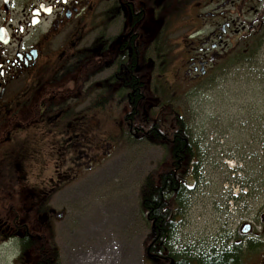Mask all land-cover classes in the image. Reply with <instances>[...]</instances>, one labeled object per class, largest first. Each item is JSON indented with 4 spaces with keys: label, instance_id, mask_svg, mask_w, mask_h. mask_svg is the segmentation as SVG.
Listing matches in <instances>:
<instances>
[{
    "label": "flooded vegetation",
    "instance_id": "flooded-vegetation-1",
    "mask_svg": "<svg viewBox=\"0 0 264 264\" xmlns=\"http://www.w3.org/2000/svg\"><path fill=\"white\" fill-rule=\"evenodd\" d=\"M263 49L264 0H0V247L13 241L23 258L42 242L28 216L43 224L33 186L45 132L75 133L69 152L81 168L111 146L106 129L94 135L110 112L121 132L125 123L135 137L168 139L162 118L140 111L171 103L164 90L199 84L231 54L255 58ZM156 53H167L166 65L184 53L176 78L161 86ZM257 220L259 228L247 224V241L259 243L264 264V206Z\"/></svg>",
    "mask_w": 264,
    "mask_h": 264
},
{
    "label": "rangeland",
    "instance_id": "rangeland-1",
    "mask_svg": "<svg viewBox=\"0 0 264 264\" xmlns=\"http://www.w3.org/2000/svg\"><path fill=\"white\" fill-rule=\"evenodd\" d=\"M156 55L154 74L161 86L176 78L184 53L168 55V65L163 64L167 53ZM230 56L199 84H173L180 88L164 90L170 110L183 116L196 150L190 166L184 163V207L168 245L174 254L200 257L236 242L241 246L239 264H259L261 248L247 241V224L254 221L259 228L257 214L264 206V49L249 62L238 53ZM163 108L158 100L146 106L151 113ZM160 116V132L170 136L173 124L168 126L165 111ZM117 124L112 112L103 115L95 140L104 138L106 129L111 146L93 167L87 163L81 168L80 159H72L75 133L45 132L42 179L33 186L40 193L43 224L33 211L28 216L40 226L42 242L34 243L23 258L13 241L1 246L0 264H33L43 247L46 255L50 248L56 251L52 264H170L149 258L152 229L140 200L149 174L176 171L169 162L170 140L135 137L125 123L122 132Z\"/></svg>",
    "mask_w": 264,
    "mask_h": 264
},
{
    "label": "trees",
    "instance_id": "trees-1",
    "mask_svg": "<svg viewBox=\"0 0 264 264\" xmlns=\"http://www.w3.org/2000/svg\"><path fill=\"white\" fill-rule=\"evenodd\" d=\"M239 57L242 60L253 59V53H244L240 51ZM231 57V56H230ZM233 59V58H231ZM230 59V60H231ZM168 102V104H166ZM97 107H101V104H97ZM163 109L158 112L149 114L154 115L158 119L161 118L162 113L165 111L166 116L169 117V122H172V126L168 127L171 131L169 137L170 141V164L175 166L176 171L168 168L158 174L153 172L148 175L145 179L143 185L140 187V200L143 213L146 217V221L152 229V241L149 243L150 252L155 255V259L163 262L174 260V264H239V250L241 246L238 243L235 244L234 249L229 251L227 248L214 249L211 251L210 255L203 254L202 256H191L187 254H174L168 245V239L173 235L177 219L183 212V201L182 193L185 187V178L182 180L181 174L184 172V163L190 166L196 155L195 145L192 142L191 135L188 126L180 113L170 110V103L168 99H165V104ZM167 107V108H165ZM141 117L146 118L145 113H151L149 110L140 111ZM163 118L160 119L162 123ZM157 126H160L157 125ZM162 126V125H161ZM154 141L167 142V139H163L159 135H154ZM264 151V149H263ZM186 159V161H185ZM189 172V167L186 168ZM187 172H185L187 174ZM184 183V184H183ZM30 244V241H28ZM148 247V248H149ZM45 248V247H43ZM39 249L36 252V261L34 264H52L57 259L56 251L51 248L47 250L48 254L44 250ZM32 249V245L28 246V250ZM51 251V252H50ZM151 260H155L152 257ZM47 260H52L47 261Z\"/></svg>",
    "mask_w": 264,
    "mask_h": 264
},
{
    "label": "water",
    "instance_id": "water-1",
    "mask_svg": "<svg viewBox=\"0 0 264 264\" xmlns=\"http://www.w3.org/2000/svg\"><path fill=\"white\" fill-rule=\"evenodd\" d=\"M147 252H148L149 255H151L152 257H154V255H152V254L150 253V247L147 249ZM173 263H174V261L172 260L171 264H173Z\"/></svg>",
    "mask_w": 264,
    "mask_h": 264
}]
</instances>
